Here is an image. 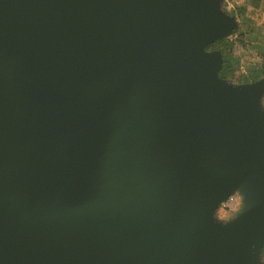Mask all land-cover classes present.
<instances>
[{"label":"water","instance_id":"1","mask_svg":"<svg viewBox=\"0 0 264 264\" xmlns=\"http://www.w3.org/2000/svg\"><path fill=\"white\" fill-rule=\"evenodd\" d=\"M223 1L0 0V264H264V77H219Z\"/></svg>","mask_w":264,"mask_h":264},{"label":"trees","instance_id":"2","mask_svg":"<svg viewBox=\"0 0 264 264\" xmlns=\"http://www.w3.org/2000/svg\"><path fill=\"white\" fill-rule=\"evenodd\" d=\"M263 4L264 0H239V2L234 1V7L231 10L223 7L226 13L235 15L240 24L234 33L235 39L230 37L222 39L206 48L207 50H218L222 55V68L218 74L220 78L236 83H249L264 77V35L260 27H253L246 17L248 7L261 9ZM246 48H256V61L246 60L243 66L241 56H247V54L237 53L245 51Z\"/></svg>","mask_w":264,"mask_h":264},{"label":"rangeland","instance_id":"3","mask_svg":"<svg viewBox=\"0 0 264 264\" xmlns=\"http://www.w3.org/2000/svg\"><path fill=\"white\" fill-rule=\"evenodd\" d=\"M234 1L239 2V0H227V1L224 0L222 7L225 6V9L231 10L234 7ZM246 17H248V19L251 21V25H253V27H256V26L260 27L261 33H263L264 35V26L263 27L261 26V25H264V4L261 7V9H252L248 7L246 11ZM237 21L239 25L240 21L238 19ZM235 37H236L235 34L230 36L231 39H235ZM241 53L247 54V56L246 55L241 56V61H242L243 66L246 60L250 62L256 61V48L254 49L246 48L245 51H242V52L238 51L237 54L240 55ZM233 83H236V82H233Z\"/></svg>","mask_w":264,"mask_h":264},{"label":"built area","instance_id":"4","mask_svg":"<svg viewBox=\"0 0 264 264\" xmlns=\"http://www.w3.org/2000/svg\"><path fill=\"white\" fill-rule=\"evenodd\" d=\"M240 200L237 195H231L217 209L216 216L219 218L228 217L239 205Z\"/></svg>","mask_w":264,"mask_h":264}]
</instances>
